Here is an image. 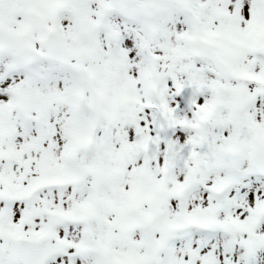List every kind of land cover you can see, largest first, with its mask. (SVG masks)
Listing matches in <instances>:
<instances>
[{
  "label": "snow or ice",
  "instance_id": "snow-or-ice-1",
  "mask_svg": "<svg viewBox=\"0 0 264 264\" xmlns=\"http://www.w3.org/2000/svg\"><path fill=\"white\" fill-rule=\"evenodd\" d=\"M0 264H264V0H0Z\"/></svg>",
  "mask_w": 264,
  "mask_h": 264
}]
</instances>
